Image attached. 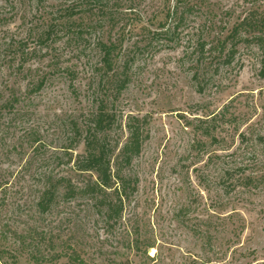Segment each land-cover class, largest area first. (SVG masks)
<instances>
[{"label": "rangeland", "instance_id": "374dc122", "mask_svg": "<svg viewBox=\"0 0 264 264\" xmlns=\"http://www.w3.org/2000/svg\"><path fill=\"white\" fill-rule=\"evenodd\" d=\"M99 1L0 0V219L25 241L20 264H33L37 247L75 248L104 264H264V52L255 43L231 45L232 60L214 65L198 46L212 34L205 4L180 7L176 18L158 11L145 24L167 33L135 49L129 70L122 68L128 84L109 98L113 73L101 63V30H92ZM164 1L176 3L136 0L145 18ZM222 4L236 10L230 26L242 0ZM68 7L75 14L59 19ZM68 22L59 32L58 23ZM104 99L116 118L108 138L118 141L112 169L126 180L123 210L111 217L108 206L61 185L42 213L50 175L71 176L79 186L87 180L67 164L66 149L75 145L74 159L84 153V141H72L74 124L85 128ZM131 117L140 118L132 122L141 126V148L125 163L116 156ZM137 237L143 247L155 245L149 253L156 260L131 246ZM67 261L62 255L55 263Z\"/></svg>", "mask_w": 264, "mask_h": 264}, {"label": "trees", "instance_id": "16d2710c", "mask_svg": "<svg viewBox=\"0 0 264 264\" xmlns=\"http://www.w3.org/2000/svg\"><path fill=\"white\" fill-rule=\"evenodd\" d=\"M222 1L176 0L175 5L169 4L166 1L154 3L148 11V13L150 12L148 14L150 17L145 18L144 12L137 7L138 3L136 0H100L96 5L99 14L98 25L94 26L92 30L97 31V28L101 30V36L98 38L101 50V63L106 71L113 73L112 81H110V78L107 79V83L111 85L108 88L111 93L109 92L107 96L109 98L112 97L114 93L122 90L128 84L130 75L126 71H122V68L124 67L127 71L129 70V64L133 62V56L136 54L135 49L142 48V46L145 47V40L151 39L149 40L150 42L154 39H159L158 36L167 33H161L157 29L153 30L150 28V25L145 24L148 21L152 23L153 21L150 19L157 17L158 15L154 14L158 11H163L166 18H176L182 15L180 7H182L183 11H187L195 6L203 7V4H205L211 15L212 34L210 35V41L199 42L198 46L202 56L205 58L207 55L210 63L214 65L232 60L233 51L227 52L231 45L255 43L264 52V0H242L243 7L240 11L241 13H239L230 26L229 23L231 21L227 17H232L236 10L232 7L224 6ZM82 8L86 9L88 7ZM75 12V7H68L65 11L60 12L59 19H69ZM87 12H91V10H87ZM69 23L66 25L65 23L62 25L58 23L59 32L67 28ZM159 25L160 27L164 26L161 23ZM56 26L53 27L52 36L53 34L55 36L58 35V33H55ZM129 40H133V46L130 48L126 45ZM122 58L124 59L123 65L120 64ZM17 100L19 98L14 95L13 101ZM92 115V118L86 119L85 128H81L77 123L74 124L75 128L78 127L79 130L75 132V137L72 138V141L77 144L83 140L86 146L84 153H78L74 159L75 151L73 147L75 145L72 143L66 149L69 156L67 164H70L71 168L75 169V171L78 170L82 175L87 176V180H84V183L79 186L72 182L71 176L61 174L50 175L45 181L38 203L42 213L47 212L54 203L62 187L61 185L66 187L70 194H74L77 190H80L84 194L89 195V199L95 202V204L100 205L101 203L103 206H108L109 211L107 213L111 212V217L114 216L112 214L119 215L123 210V193L125 192L126 180L120 172L113 171L112 169V162L115 160L113 158L114 152L118 141L108 138L109 130L113 128L116 118L115 115H111L108 112L107 99H104L98 111ZM133 120L140 121V118L131 117L129 119L127 123L129 137L120 149V153L116 156V159H121L125 163L130 162L133 154L138 153L141 148V141L139 139L141 126L133 125ZM112 190L117 193L120 191L121 196L118 197L119 200L117 202H113L112 200L106 202L107 199L104 196ZM10 233L11 235H8ZM19 234L18 229L11 228L9 223H4L0 219V259L9 254L12 258L11 264H20L19 253L22 247H24L25 241L20 238L21 236L19 237ZM131 246L137 251L142 252L146 260L154 261L157 259L156 253L154 255L149 253V248L155 246L153 243L143 247L140 237H137ZM62 255L68 256L67 264H104L99 261L88 260L75 248H72L71 252H64L56 251L55 249L41 250L37 247V249L29 253V260L33 264H56L55 262L62 258ZM128 263L131 262L126 259L121 263L115 264ZM0 264L10 263L0 262ZM189 264L201 263L193 259Z\"/></svg>", "mask_w": 264, "mask_h": 264}, {"label": "bare ground", "instance_id": "6f19581e", "mask_svg": "<svg viewBox=\"0 0 264 264\" xmlns=\"http://www.w3.org/2000/svg\"><path fill=\"white\" fill-rule=\"evenodd\" d=\"M153 250V249H152Z\"/></svg>", "mask_w": 264, "mask_h": 264}]
</instances>
